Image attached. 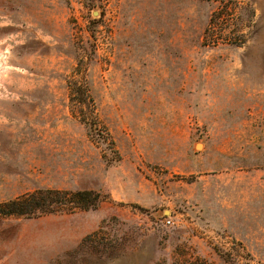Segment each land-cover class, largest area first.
<instances>
[{"label": "rangeland", "instance_id": "1", "mask_svg": "<svg viewBox=\"0 0 264 264\" xmlns=\"http://www.w3.org/2000/svg\"><path fill=\"white\" fill-rule=\"evenodd\" d=\"M89 1L0 0V204L110 197L0 216V264H264V0Z\"/></svg>", "mask_w": 264, "mask_h": 264}, {"label": "trees", "instance_id": "2", "mask_svg": "<svg viewBox=\"0 0 264 264\" xmlns=\"http://www.w3.org/2000/svg\"><path fill=\"white\" fill-rule=\"evenodd\" d=\"M91 2L92 1L88 0V3L85 4L86 7L95 8L96 5H92ZM222 5V11L215 12L211 18L210 25L205 32V43H212L215 46L222 42L241 44L238 39L236 40V38L239 36H237L236 33L234 36L225 35V33H222L221 35L214 34V25L217 21L219 22L220 29H226L227 27L234 25L232 22H230V20H233L234 16L232 13L233 7L230 5V2H224ZM69 90L70 102L73 106V115H76L77 112L75 109L77 108H81L83 112L86 107L91 110V106H93L94 101L91 95L89 84L85 77H77L69 81ZM93 114L94 112H92V115ZM88 119L89 118L87 117V120ZM84 122H87L86 119ZM89 126L93 127L94 125L89 124ZM108 140L111 141L110 135H108ZM109 200L110 197L103 194L102 192L39 190L0 204V216L36 219L62 213H75L77 211L88 212L97 210L102 204ZM216 252L222 258H224L227 263L235 264L233 258L230 255L222 253L218 249H216Z\"/></svg>", "mask_w": 264, "mask_h": 264}, {"label": "built area", "instance_id": "3", "mask_svg": "<svg viewBox=\"0 0 264 264\" xmlns=\"http://www.w3.org/2000/svg\"><path fill=\"white\" fill-rule=\"evenodd\" d=\"M167 226H172L173 225V222L171 220H168L167 223H166Z\"/></svg>", "mask_w": 264, "mask_h": 264}]
</instances>
